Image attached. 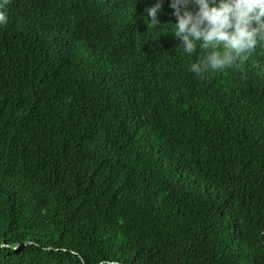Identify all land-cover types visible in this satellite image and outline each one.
Returning <instances> with one entry per match:
<instances>
[{"label": "trees", "instance_id": "1", "mask_svg": "<svg viewBox=\"0 0 264 264\" xmlns=\"http://www.w3.org/2000/svg\"><path fill=\"white\" fill-rule=\"evenodd\" d=\"M153 0H0V264H264V48L196 77Z\"/></svg>", "mask_w": 264, "mask_h": 264}, {"label": "clouds", "instance_id": "2", "mask_svg": "<svg viewBox=\"0 0 264 264\" xmlns=\"http://www.w3.org/2000/svg\"><path fill=\"white\" fill-rule=\"evenodd\" d=\"M164 5L165 13L178 21L172 26V36L181 42L177 48L188 56L196 53L198 46L203 52L190 65L196 77L236 67L257 47L264 48V0H153L145 10L149 23L160 24L158 17ZM6 22L0 11V25ZM100 264L119 261L109 258Z\"/></svg>", "mask_w": 264, "mask_h": 264}]
</instances>
